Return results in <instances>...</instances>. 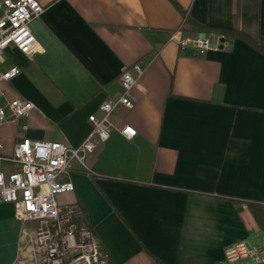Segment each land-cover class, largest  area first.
<instances>
[{"label":"crops","instance_id":"0c3cea01","mask_svg":"<svg viewBox=\"0 0 264 264\" xmlns=\"http://www.w3.org/2000/svg\"><path fill=\"white\" fill-rule=\"evenodd\" d=\"M177 2L184 13L171 0H41L30 23L41 49L0 52V71L21 69L0 85V104H35L0 125L3 154L24 138L80 146L90 115L121 95L122 72L138 64L134 107L112 115L109 139L86 157L90 171L75 164V191L59 203L82 208L113 264H250L224 251L264 245L248 205L264 203V0ZM186 14L237 35L226 49L182 50L171 35ZM26 233L14 204L0 202V264H26Z\"/></svg>","mask_w":264,"mask_h":264},{"label":"built area","instance_id":"2783aa9c","mask_svg":"<svg viewBox=\"0 0 264 264\" xmlns=\"http://www.w3.org/2000/svg\"><path fill=\"white\" fill-rule=\"evenodd\" d=\"M44 11L41 0H0V52L9 46L27 55L38 52L41 45L30 23ZM227 38L221 31L193 35L180 29L171 35V40L182 50L192 49L202 55L211 49L229 47ZM20 73L18 66L0 71V85ZM143 73L138 64L124 69L120 76L121 95L105 100L100 106L101 115H90L93 128L78 147L24 138L15 144L12 154L4 155V143L0 140V202L14 204L15 219L19 223L34 224L31 230H26L25 238L34 264H113L101 239L82 219V208L76 203L61 205L58 197L75 191V183L70 178L75 164L90 171L86 157L99 143L109 139L112 115L121 108L134 107V90ZM0 95H5L1 88ZM34 107L32 101L24 98L6 100L0 104V125L17 122ZM122 133L132 138L136 131L126 126ZM224 254L230 263L249 260L250 264H264V245L237 241L227 245Z\"/></svg>","mask_w":264,"mask_h":264},{"label":"trees","instance_id":"16d2710c","mask_svg":"<svg viewBox=\"0 0 264 264\" xmlns=\"http://www.w3.org/2000/svg\"><path fill=\"white\" fill-rule=\"evenodd\" d=\"M174 5L184 13L182 7L180 6V4L177 2V0H171ZM183 31L187 34H201V33H207L210 32L211 30H213V28L207 27L201 23H199L197 20H195L193 17H191L189 14H186L185 16V22L182 26ZM221 32H224L226 35L228 36H232L235 33L231 32V31H227V30H218ZM237 35V34H235ZM239 35V34H238ZM241 36V38H243L244 40H246L248 43L252 44V41L243 35H239ZM256 46V45H255ZM256 48L258 50H260L261 52L264 53V50L262 48H260L259 46H256ZM236 204L239 203L238 200H233ZM249 207L256 219V221L258 222L259 226L263 229L264 228V203H260V202H250ZM82 219H86L85 214L82 216ZM110 261L112 262V259L110 258Z\"/></svg>","mask_w":264,"mask_h":264},{"label":"rangeland","instance_id":"374dc122","mask_svg":"<svg viewBox=\"0 0 264 264\" xmlns=\"http://www.w3.org/2000/svg\"><path fill=\"white\" fill-rule=\"evenodd\" d=\"M21 224H22V223H21ZM33 226H34V224L31 223V222L25 224V228H26V230H29V229L31 230ZM25 236H26V234H25ZM27 237H28V235H27ZM22 247H23V251L27 254V255H26V264H34V261H33L32 255H31V253H30V249H29V247L26 245L25 241L23 242ZM239 261H241V260H239ZM244 261H248V262H249V260H244Z\"/></svg>","mask_w":264,"mask_h":264},{"label":"snow or ice","instance_id":"6c2138e0","mask_svg":"<svg viewBox=\"0 0 264 264\" xmlns=\"http://www.w3.org/2000/svg\"><path fill=\"white\" fill-rule=\"evenodd\" d=\"M129 131H131V130L129 129Z\"/></svg>","mask_w":264,"mask_h":264}]
</instances>
